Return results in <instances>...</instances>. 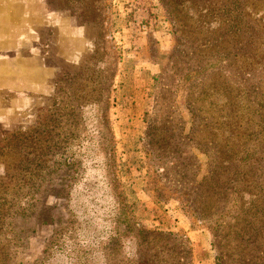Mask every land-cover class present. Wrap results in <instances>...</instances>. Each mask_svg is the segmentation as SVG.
Wrapping results in <instances>:
<instances>
[{
    "label": "rangeland",
    "instance_id": "obj_1",
    "mask_svg": "<svg viewBox=\"0 0 264 264\" xmlns=\"http://www.w3.org/2000/svg\"><path fill=\"white\" fill-rule=\"evenodd\" d=\"M263 206L264 0H0V264H72L74 226L129 212L187 264H243Z\"/></svg>",
    "mask_w": 264,
    "mask_h": 264
},
{
    "label": "trees",
    "instance_id": "obj_2",
    "mask_svg": "<svg viewBox=\"0 0 264 264\" xmlns=\"http://www.w3.org/2000/svg\"><path fill=\"white\" fill-rule=\"evenodd\" d=\"M162 69L164 68L162 67ZM162 72L163 71H161V74H163ZM158 75H155L156 76L155 78H157ZM162 76L164 75H161L160 77ZM174 76L175 74H171L170 75L171 79L178 80V77L174 78ZM160 77L156 79L159 82H160L159 80ZM173 87L174 86L171 83L169 84L163 83L162 85H160L159 89L161 92V98H163V100H164V97L169 93V91L172 90ZM169 100L171 99H167L166 101L168 102ZM161 114H162V118L160 119H156L158 115H155V118L153 120V125L155 124L158 125L157 123H159L164 126H166V124L167 126H170L169 120H168V117H169L168 114L165 115L163 112ZM173 138L175 139V143H173L172 139L171 138L169 139V137L160 138L156 140L154 144L155 149L167 153V150L172 147L171 146L172 144L175 153H179L180 149H182L181 137L178 135H174ZM224 162L225 163H221L222 165L221 169H224V168L230 169V166L238 165V164H235L236 159L234 157L230 159H226ZM45 170L46 169L42 170L41 171L42 173H40L38 177V180L40 183H42L43 179L45 178V175H44ZM247 170L249 172L251 169L248 168ZM232 172L235 173L236 175L241 174L242 176L241 179H244L245 177V172L244 173H242L241 171L239 173L234 172V171ZM252 174L253 172L249 173V176H251ZM31 180H33V177L31 178ZM232 180L233 179H231V181ZM251 183L252 182L249 181L246 185L240 184L239 188H236L235 185H229V184L227 185L225 183L224 189L230 188V190L232 191L238 190V192L242 193L241 195L244 196L246 192L250 191L249 188L252 185ZM30 186H32L33 188L34 184H31ZM31 193L32 191L30 192V196H31ZM259 202L261 201L259 200L254 201V203H258V204ZM120 204H122V202H120ZM199 205H201V208H202L203 203ZM257 209H259V207ZM200 212L202 213V211ZM130 213L131 212H129L128 214H125L129 217L127 218L125 217L123 221L115 220L113 224L109 222V225L105 224L98 229H97L98 224L95 227L92 226L93 232L96 233L94 234L92 238H89L91 231L89 230V227L87 226L86 223L83 224V226H77L76 228L74 226L73 229H71L70 233L67 234L68 238H66L68 241L71 242V244H74V245L76 244L77 246V249L75 250L77 259L72 264H86V258L79 259L77 255L83 254L88 248L91 250L92 253L97 252L96 247H94L92 243L89 242V240L98 241L97 243L100 248V254H102L105 259L104 264H119L120 262H116V261L109 263L107 261V258H109L108 256L110 255V253L114 251L118 253H122V255L125 256L123 248H125L127 243L131 245L135 243L137 247L136 252L138 251V253L137 255H134L133 257L132 256L129 257L128 260L122 261L121 264H180V263L182 264L183 261H185L186 262L185 264H187V262L189 261L190 249L186 248L183 242L179 243L175 237H171L170 233L151 232V231L148 232L143 227H140V224L137 221H135L132 214ZM255 216L264 218V206H263V211H259L258 213H255L252 217H255ZM261 223L259 222L258 224L254 225L253 223H251V221H247V224H250L248 229L245 230L243 228L242 231L236 232V234L239 237L240 242L242 243L241 245L242 249L245 252L249 253L247 257L242 258L243 264L245 263L264 264V220H261ZM243 226L244 225H242L241 227ZM97 233L100 234L101 237L97 236ZM146 234L151 235L152 239L147 238ZM152 234H155V235L153 236ZM160 237L168 239L170 241L169 245L164 244L163 247H160V245H157V247H153L154 244L157 242V240L160 239ZM131 240H133V242H131ZM79 241L81 242L80 244H78ZM252 248H255V249H252ZM145 252H148L149 254ZM175 255H178V258L174 259ZM172 258L174 259V261L172 260ZM219 259H221V256H219ZM93 262L95 264V261Z\"/></svg>",
    "mask_w": 264,
    "mask_h": 264
}]
</instances>
